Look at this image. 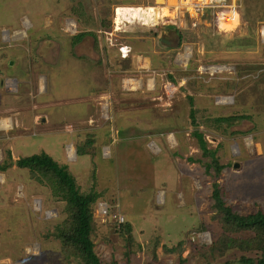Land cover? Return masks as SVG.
Segmentation results:
<instances>
[{"label": "rangeland", "instance_id": "1", "mask_svg": "<svg viewBox=\"0 0 264 264\" xmlns=\"http://www.w3.org/2000/svg\"><path fill=\"white\" fill-rule=\"evenodd\" d=\"M163 1L0 0V165L9 150L14 161L45 152L82 193H99L92 239L104 264H248L254 252L223 249L212 195L216 181L235 212H264V0H215L221 29L242 24L234 34L206 27L203 14L193 28L176 0ZM119 6H155L161 17L118 25ZM232 12L236 26L225 22ZM132 36L151 39L165 63L145 73L153 92L119 100L103 86L123 75L110 76L100 52ZM197 133L224 166L216 180ZM65 205L29 169L0 171V264H81L54 235ZM123 222L131 240L117 231Z\"/></svg>", "mask_w": 264, "mask_h": 264}, {"label": "trees", "instance_id": "2", "mask_svg": "<svg viewBox=\"0 0 264 264\" xmlns=\"http://www.w3.org/2000/svg\"><path fill=\"white\" fill-rule=\"evenodd\" d=\"M84 35H78L77 38ZM194 117V111L192 112ZM231 121L233 119H225ZM199 138L204 155L210 156L212 162L208 168H215V180L221 174L224 166L217 158L215 150H209L202 135L196 134ZM78 155L86 153L79 148ZM10 162L6 161L0 165V171L5 172L14 165L20 168L29 169L33 178L38 182L49 185L55 195H60L66 202L64 212L66 218L56 226L54 235L61 241L64 252L67 256L75 258L81 264H104L95 251V243L92 234L95 231L94 208L98 201L99 193L91 191L82 193L75 177L70 173L67 166L60 165L52 156L43 152L34 154L17 161L12 159L11 151H8ZM212 198L215 201V216L219 219L226 230L222 237L223 249H230L234 246L243 252L255 253V258H242L248 264H264V212L258 211L248 215H242L227 206L222 196V190L215 181ZM117 231L132 238V224L128 222L118 223ZM230 233L231 235H228ZM238 235V237H235ZM249 237H244L248 236ZM212 248H216V243ZM116 264V263H109Z\"/></svg>", "mask_w": 264, "mask_h": 264}, {"label": "crops", "instance_id": "3", "mask_svg": "<svg viewBox=\"0 0 264 264\" xmlns=\"http://www.w3.org/2000/svg\"><path fill=\"white\" fill-rule=\"evenodd\" d=\"M228 15H229L230 23H228L225 20L226 23H228L230 25H235L237 22H240V13L237 12L236 15H238V16H235V14L233 12L228 13ZM116 32L117 31L114 30V33H112L111 35L115 36ZM105 33H108V35H109V32H105ZM121 35L123 37L126 36V35H124V33H121ZM109 37L110 36H108L107 38H109ZM180 38H182V37L180 36ZM132 39H130L129 41H126V42H124L126 39H122L123 42L119 41V44H116V45H114V44L110 45L108 43V46H106V53L102 48H101V52H100L102 54V56L104 54L106 55V61H107L106 63H108V62L112 63L111 66H109V64H107V68L109 69V72L112 70L114 72L120 71V75H117V76H121V75L124 76V77L122 76L123 79L121 77L122 81H120L119 79H116L117 82L114 84L113 83L108 84V82H107L108 86L106 89H104L105 87L103 86V91L105 93H110V92L113 94L116 93V94H118L116 96L119 100H122L123 98L132 96L133 94H140L139 90L144 89L145 86H146L148 92H153L156 85L154 84V81L152 83L151 79H149V78H146V80H145V77H147V75L145 73L152 72L154 68H157V66H161L162 64L165 63L164 57L161 56L162 52L157 51L155 49H154V51H152L153 50L152 49L153 43H152L151 39L145 38V37H137V36H132ZM110 40L114 41V39L112 37H110ZM121 45H123V46L126 45V46H129V48H131L132 52H131L129 58L123 59L120 57L119 46H121ZM170 45H171V48L173 50H176L178 48L174 44L172 45V41H171ZM91 59H94V57L92 56ZM103 64H104V62H102V64L99 65L100 67H98V68L95 67V68L97 70V74H101V76L104 75V78H105V76H109V73L108 74L105 73V70H108V69ZM134 71L136 73L138 72L141 74L142 80H138V79H134V78H125V75H127L128 72H134ZM110 76H114V75L111 74V72H110ZM100 80L101 79H98L95 82L97 83ZM127 85L128 86L130 85V87L128 88ZM133 85H134V87H132ZM131 89H134L135 93H126L127 90H131ZM97 96H98V94L95 97H92L90 99H94ZM107 97L110 98L109 95L104 94L103 96L99 97V100H102L103 98L105 99ZM79 98H82V96H80ZM129 99H131V98H129ZM96 100L98 101V99H96ZM182 230L185 231V228H183Z\"/></svg>", "mask_w": 264, "mask_h": 264}, {"label": "built area", "instance_id": "4", "mask_svg": "<svg viewBox=\"0 0 264 264\" xmlns=\"http://www.w3.org/2000/svg\"><path fill=\"white\" fill-rule=\"evenodd\" d=\"M229 1L230 2L233 1L236 4L239 0H229ZM174 5L176 6L175 8L177 10H181V11L186 10L189 12L190 19L192 20L193 28H196L198 26V23L196 21L193 22V19L202 17V16H199V14H203V16L206 17L205 26L206 27L210 26L211 12L215 10V8H217L216 5H218V8L220 7V3H217L215 0H176V4ZM226 18L229 19V17H226ZM187 49H191V48L188 47ZM186 50L184 53L179 52L178 57L183 56V55L189 56L190 53H188V50L187 51ZM131 52L132 50L131 48H129V46H126V45L119 46V53H120L121 58L123 59L129 58ZM103 209L105 210V208Z\"/></svg>", "mask_w": 264, "mask_h": 264}, {"label": "bare ground", "instance_id": "5", "mask_svg": "<svg viewBox=\"0 0 264 264\" xmlns=\"http://www.w3.org/2000/svg\"><path fill=\"white\" fill-rule=\"evenodd\" d=\"M163 3H164L163 0H158V4H163ZM115 13H116V17H117L116 18V23H118V25L122 24V20L125 18V16H123V15H126V16L130 15L131 16V19H133V20L139 19L141 21H143L145 18L146 19L147 18H151V19L153 18L154 19V17L156 16V19H157L158 16L161 17V13H159V11L157 10V7H155V6L154 7L153 6H150V7H146V8L145 7H142V6L141 7H138V6H136V7H134V6H119V7L116 8ZM163 16H165V17L166 16H170V13L168 11H166L163 14ZM128 18H130V17H128ZM215 19H217V16H216ZM227 20H230V19L226 18V21ZM151 21H155V20H151ZM127 22H129V21H127ZM216 23H217V26L219 27L217 20H216ZM146 25H150V24L145 23V26ZM237 26L238 27H236L235 30H232V29L229 28V26H225L223 24L222 25V29H224L225 31L226 30L227 31H231V32L233 31V34H234V33L238 32V29H241L242 24L241 25H237ZM219 28L221 29V26ZM117 29L118 30H121L120 26L117 27ZM1 123L3 124V126H7L6 125V120H2Z\"/></svg>", "mask_w": 264, "mask_h": 264}, {"label": "flooded vegetation", "instance_id": "6", "mask_svg": "<svg viewBox=\"0 0 264 264\" xmlns=\"http://www.w3.org/2000/svg\"><path fill=\"white\" fill-rule=\"evenodd\" d=\"M216 13L215 12H212L211 13V24H212V27L215 29L216 27H218L217 26V23H216V21H215V18H216V16H217V14L215 15ZM215 16V17H214ZM219 28V27H218Z\"/></svg>", "mask_w": 264, "mask_h": 264}, {"label": "water", "instance_id": "7", "mask_svg": "<svg viewBox=\"0 0 264 264\" xmlns=\"http://www.w3.org/2000/svg\"><path fill=\"white\" fill-rule=\"evenodd\" d=\"M165 40V39H164Z\"/></svg>", "mask_w": 264, "mask_h": 264}]
</instances>
